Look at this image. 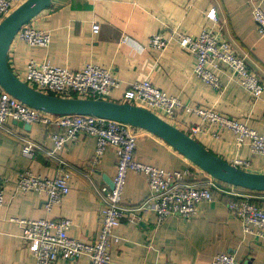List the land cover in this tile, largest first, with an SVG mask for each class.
<instances>
[{"label":"crops","instance_id":"0c3cea01","mask_svg":"<svg viewBox=\"0 0 264 264\" xmlns=\"http://www.w3.org/2000/svg\"><path fill=\"white\" fill-rule=\"evenodd\" d=\"M254 7L264 10V0H52L30 21L34 27L50 31L49 45L30 46L15 38L7 61L15 74L21 73L28 58L69 69H79L88 62L106 67L120 81L108 97L115 102H122L123 92L134 80L149 77L155 86L184 105L213 107L264 134V88L253 101L249 92L223 71L219 73L222 88L217 91L197 78L193 71L195 58L175 40L162 51L148 47L153 33L182 31L196 36L203 29H210L244 57L264 87V36L258 33L252 19ZM211 9H215L216 21L206 15ZM169 123L223 160L232 164L235 158L245 159L249 162L245 170L264 173V155L252 153L247 144L237 146L232 131L212 125L192 134L188 128L200 125V119L193 114H179ZM133 130L137 135V160L166 170L190 167L196 178L208 176L157 135L142 128ZM21 137L35 144L31 158L22 153ZM94 149L95 138L81 134L50 155L53 142L44 125L35 123L24 129L8 119L0 127V175L7 179L0 206V264H34L35 243L22 238L21 226L11 218L66 217L72 221L70 237L83 242L96 239L101 203L92 183L105 184L102 175L113 178L116 152L109 145L94 162ZM61 161L71 173L70 190L50 211L44 206L45 193L16 191L19 172L28 169L51 178ZM221 187L231 190L225 184ZM233 191L264 202V192L241 187ZM148 196L145 177L128 171L122 190L126 210L114 230L118 240L111 242L110 264H209L222 252L233 254L238 264H264V237L243 231L240 220L227 210V194L217 192L213 200L198 206L193 217L170 215L162 222L157 221L148 203L132 209L140 207ZM57 264H88V257L58 259Z\"/></svg>","mask_w":264,"mask_h":264},{"label":"built area","instance_id":"2783aa9c","mask_svg":"<svg viewBox=\"0 0 264 264\" xmlns=\"http://www.w3.org/2000/svg\"><path fill=\"white\" fill-rule=\"evenodd\" d=\"M24 0H0V20L12 12ZM207 17L217 20L215 9L207 12ZM252 19L257 31L264 36V10L252 9ZM31 21V20H30ZM27 22L21 26L15 38L30 46L47 47L51 33L47 29L34 27ZM172 40L179 47L195 58L194 74L211 88L220 91V72H227L232 80L251 95L253 101L263 93V82L249 70L244 57L237 55L229 42L210 29H203L192 36L182 31L165 35L153 33L148 40V47L162 51ZM14 73V72H13ZM15 74V73H14ZM30 87L43 93L60 97H79L108 100L113 90L120 86V81L112 72L103 66L88 62L79 69L51 65L47 61H36L28 58L21 73L16 74ZM122 102L148 109L167 122L179 114H193L200 119V125H191L188 130L195 134L200 130L215 125L222 130H230L235 135V143L241 147L247 144L252 153L264 155V134L248 127L237 119L223 115L213 107L189 106L167 92L155 86L149 77L134 80L122 94ZM264 118V113H263ZM16 120L28 124H42L53 142V155L62 150L70 141L81 134L95 138L93 161L97 162L107 146L111 145L116 152L115 174L112 178L113 188L107 184L92 187L101 203L100 227L93 242H83L70 237L68 230L72 221L66 217L57 219L11 218L22 228V238L34 242L32 249L34 264H57L58 259H74L81 255L88 257V264H110V247L112 240H118L114 230L121 223L126 210L122 205V190L128 171L143 175L146 179L149 196L138 208L148 203L154 210L157 221L162 222L170 215L190 218L197 213L198 206L211 201L216 193L228 195L225 202L228 212L238 218L242 229L258 237H264V202L254 204L249 195L235 192L237 186L222 182L208 174L196 178L190 167L181 170H166L135 158L137 135L129 124L92 116L88 114H54L28 106L10 95L0 87V127L6 120ZM189 135V134H188ZM22 140V153L31 158L35 144L25 138ZM62 163L54 177H43L25 169L18 173L15 189L27 193L32 191L46 194L45 209L50 211L68 194L71 173ZM232 165L244 169L249 166L245 159L235 158ZM6 177L0 175V206L4 200ZM227 185L231 190L221 187ZM163 264H174L166 261ZM209 264H238L234 255L229 252L217 253Z\"/></svg>","mask_w":264,"mask_h":264},{"label":"water","instance_id":"95a60500","mask_svg":"<svg viewBox=\"0 0 264 264\" xmlns=\"http://www.w3.org/2000/svg\"><path fill=\"white\" fill-rule=\"evenodd\" d=\"M51 2L52 0H24L0 20V87L28 106L45 112L88 114L142 128L166 141L210 176L233 186L264 191V173L250 172L232 165L148 109L126 102L55 96L38 91L18 78L8 65L9 46L21 26L32 20ZM13 123L24 129L31 126L16 120ZM102 178L105 184L113 188L110 177L102 175Z\"/></svg>","mask_w":264,"mask_h":264},{"label":"trees","instance_id":"16d2710c","mask_svg":"<svg viewBox=\"0 0 264 264\" xmlns=\"http://www.w3.org/2000/svg\"><path fill=\"white\" fill-rule=\"evenodd\" d=\"M243 189H244V188H243ZM246 190H249V189H246ZM249 191H251V192H264V191H256V190H249ZM251 201H252L254 204H256L257 206H261V205H263V202H261V201H256V199H254V198H252Z\"/></svg>","mask_w":264,"mask_h":264}]
</instances>
